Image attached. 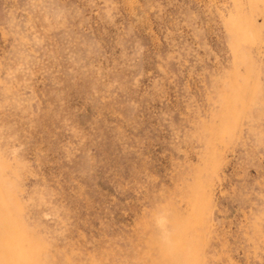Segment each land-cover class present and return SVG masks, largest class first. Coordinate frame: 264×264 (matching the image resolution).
<instances>
[{"label":"rangeland","instance_id":"obj_1","mask_svg":"<svg viewBox=\"0 0 264 264\" xmlns=\"http://www.w3.org/2000/svg\"><path fill=\"white\" fill-rule=\"evenodd\" d=\"M0 264H264V0H0Z\"/></svg>","mask_w":264,"mask_h":264}]
</instances>
